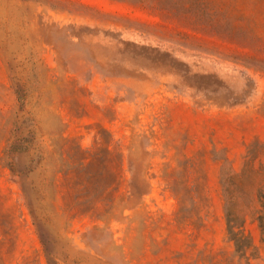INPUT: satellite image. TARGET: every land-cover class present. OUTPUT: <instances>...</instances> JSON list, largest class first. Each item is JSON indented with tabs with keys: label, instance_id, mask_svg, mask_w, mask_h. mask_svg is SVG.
Returning <instances> with one entry per match:
<instances>
[{
	"label": "rangeland",
	"instance_id": "rangeland-1",
	"mask_svg": "<svg viewBox=\"0 0 264 264\" xmlns=\"http://www.w3.org/2000/svg\"><path fill=\"white\" fill-rule=\"evenodd\" d=\"M263 165L264 0H0V264H264Z\"/></svg>",
	"mask_w": 264,
	"mask_h": 264
},
{
	"label": "trees",
	"instance_id": "trees-1",
	"mask_svg": "<svg viewBox=\"0 0 264 264\" xmlns=\"http://www.w3.org/2000/svg\"><path fill=\"white\" fill-rule=\"evenodd\" d=\"M19 98L23 100L21 96ZM250 162L248 161L247 164L249 165ZM262 167L264 170V165ZM261 175V170L254 171L246 167L241 174L228 170L224 173L222 179L226 201V220L229 240L234 243L236 251L245 257L255 247L251 236L246 231L248 216L252 215L255 217L256 215L261 225H264V214L254 210L255 203L264 209V186L259 190L257 189V193H255L254 188V185L260 181ZM33 216L38 221L39 218L37 215L34 214ZM39 228L41 230V227ZM42 238L46 245L43 235Z\"/></svg>",
	"mask_w": 264,
	"mask_h": 264
}]
</instances>
